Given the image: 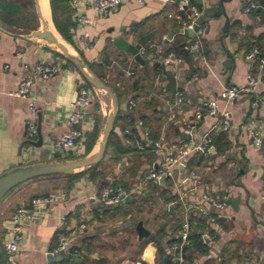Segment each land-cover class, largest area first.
<instances>
[{"label":"crops","instance_id":"obj_1","mask_svg":"<svg viewBox=\"0 0 264 264\" xmlns=\"http://www.w3.org/2000/svg\"><path fill=\"white\" fill-rule=\"evenodd\" d=\"M92 1L78 0L76 8L67 0L56 5L55 17L68 42L57 33L69 49L82 54L93 72L115 91L119 107L111 143L101 164L71 181L70 189L66 187L70 183L65 177L47 176L22 183L6 194L0 201L3 263L47 264L46 254L56 247L59 235L66 229L84 225L72 247L81 251L84 264H103L108 258L109 264H159L156 248L159 239L162 238V245L167 241H172V245L179 243L178 232L185 215L183 204L178 201L181 198L188 206L199 205L205 209L203 214L197 210L190 212V226L192 232L206 233L211 239L207 245L201 244L199 252L192 249L189 238L180 253L181 264H264V156L253 147L247 133V128H252L264 143V106L251 107L252 102L264 93V84L259 83L250 93H242L231 104L219 99L223 89L246 87L249 76L260 80L263 75L264 70L257 68L258 62L248 61L247 56L257 49L258 57L264 58V0H258V9L249 13L245 12L249 0H195L202 11L203 48L199 55L189 57L190 62L180 57L183 63L176 69L163 68L157 62V56L176 55L174 48L190 39L182 33L167 39L177 28L178 0H143L142 5L130 0L105 17L94 13L90 8ZM220 1L224 3L221 5ZM49 9L51 12L50 6ZM221 11L230 19L226 37ZM76 14H84L90 24L78 26ZM169 15L173 18H168ZM6 22L5 13L0 12V28L6 31L0 30V174L15 167L55 159L58 153L53 144L68 130L67 119L77 87L85 82L58 51L28 35L11 31ZM85 33L95 40L87 43ZM150 33L153 35L151 40L140 51L146 60L144 66L135 63L132 55L119 52L113 46L117 38L123 37L132 44ZM221 42L233 57V67L229 70L222 66L226 57L220 52ZM37 63L59 69L47 81H36L31 89V97L36 99L41 114L42 144L38 148L25 144L27 100L11 95ZM168 73L175 78L176 94L181 95L182 102L178 105H175L176 97L165 92ZM98 92L96 89L88 115L80 125L82 138L73 157L86 154L89 137L95 129L97 137L86 156L97 151L104 120ZM207 100L216 101L217 113H205L194 136L180 139L196 110ZM130 102L135 106L130 108ZM225 111L231 115L230 128L226 132H215L221 122V113ZM151 128H156V141H160L163 152L170 155L175 154L176 149H187L210 136L214 147L212 155L190 153L185 159L187 170L198 175L194 188L179 184L183 175L179 169L166 185L144 183L160 159L144 137V132L148 131L151 140ZM110 184L131 192L133 199L142 198L147 203L145 210L133 219L110 214L103 216L97 199L101 189ZM205 194L216 198L227 196L229 202L238 201L235 208L228 202L227 207L218 211L201 203V195ZM39 195H54L56 202L43 215L23 223L21 249L13 258L14 262L9 263L3 251L8 240L9 220L17 207ZM171 203L174 204L169 206ZM158 205L164 206L165 211L157 212ZM138 221L154 235L156 243L138 242L131 227L116 231L125 223ZM162 227L166 235L157 236ZM132 234L138 251L129 254L127 245L121 246L117 238ZM101 235L109 239V257H96L92 247ZM87 249L92 253L89 254ZM166 252L173 264H179L178 253L171 255L169 249ZM65 261L53 264H68Z\"/></svg>","mask_w":264,"mask_h":264},{"label":"built area","instance_id":"obj_2","mask_svg":"<svg viewBox=\"0 0 264 264\" xmlns=\"http://www.w3.org/2000/svg\"><path fill=\"white\" fill-rule=\"evenodd\" d=\"M71 7L76 8L78 0H67ZM130 0H93L90 4V8L99 17H105L109 14L114 13L117 9L129 2ZM138 4L142 5L143 0H135ZM258 0H249L245 12L249 13L258 9ZM177 17L176 25L179 31L190 30V39L187 41L184 50L192 52L193 54L199 55L202 51V36L203 31L201 24H199L202 16L201 8L195 4L192 0H178L177 1ZM168 18L172 19L173 16L169 15ZM75 20L80 27H85L90 24L89 19L84 14H76ZM84 38L87 43H92L95 39H90L87 33L84 34ZM259 52L254 49L248 56L247 60L250 62L257 61V68L260 71L264 70V58L258 57ZM157 62L165 69L167 68H178L183 60L173 53L166 55H158ZM59 72V69L50 64L37 63L32 66L29 70L28 76L19 84L17 89L11 93L12 96L27 100V113L28 118L26 121V138L27 140H34L37 137V101L31 97V89L36 81H47L51 77L55 76ZM259 80L256 77L249 76L246 87L234 88L227 87L222 90L219 94V99L225 103L231 104L234 102L242 93H250L254 91ZM96 89L92 86H88L86 82H81L77 87V94L74 101L71 104V113L68 116L67 124L68 130L58 138L54 144V150L61 155L62 158L68 155H73L77 150L78 141L82 138L80 131V125L84 122L88 115L89 108L92 104L95 96ZM175 105L182 102L181 95L176 94ZM259 105L264 106V93L259 96L258 99L254 100L251 104L253 109ZM134 102H130L129 107H134ZM215 115L217 113V103L215 100H207L202 103V107L196 110L193 119L190 124L184 130V134L192 138L196 132V127L203 118L204 114ZM221 122L215 128V132H226L230 128L231 115L225 111L221 113ZM247 133L251 138L253 147L264 156V143L261 137H259L252 128H247ZM145 139L149 142L152 152L159 156V163L151 169L149 174L145 177L144 183H150L155 186L166 185L168 180L174 179L175 170L179 169L182 172V177L179 184L185 185L189 188H194L197 185L198 175L193 171H188L186 168V157L190 153H196L202 156L212 155L214 147L210 136L204 137L200 142L192 144L187 149H176L175 154H165L164 146L160 141H152L149 138V132H144ZM164 178L165 182L160 183L161 179ZM131 195V192H127L120 187H113L111 184L102 188L99 196L98 203L102 207H114L124 202V198ZM201 203H205L209 207H212L218 211H222L227 207L229 199L227 196L212 197L210 195H201ZM184 207V221L178 232V241L171 246L170 254H179L177 261L179 264L183 263L181 257V250L185 246L191 236L192 230L190 226V212L197 210L199 214L205 213V209L202 206H188L183 203L181 198L178 199ZM56 202L54 195H39L32 197L28 203L17 207L8 224V240L5 242L3 251L7 256L9 263H13V258L19 253L23 240V223L33 220L34 217L43 215L46 209L49 208ZM177 203V201L175 202ZM174 203L169 204L172 206ZM194 208V209H193ZM197 213V214H198ZM85 227L80 225L76 228L66 229L64 233H61L58 237L56 247L50 252L51 254L61 253L62 255L70 256V252L73 247V242L77 239V236L81 230ZM201 243L207 245L211 240L209 235L201 233ZM1 252V251H0Z\"/></svg>","mask_w":264,"mask_h":264},{"label":"water","instance_id":"obj_3","mask_svg":"<svg viewBox=\"0 0 264 264\" xmlns=\"http://www.w3.org/2000/svg\"><path fill=\"white\" fill-rule=\"evenodd\" d=\"M223 3L224 1H220L221 5ZM33 7H34L35 15L38 20L39 27L36 29V31L32 32L28 36L33 39H36V38L42 39L47 43V45L55 44L56 47L60 50L59 53L66 59L68 63L72 65V67H74L80 73L82 78L90 86H92L94 89L105 92L110 97L112 108H111L109 115L106 118L105 125L102 131V138L99 142L98 150L94 155H88V156L79 157L76 159L67 160V159L62 158L61 155L58 153V155L55 156V159L53 161L19 166L9 171H6L4 173H1L0 174V201L13 188L29 180L40 178V177H47V176L72 175L76 173V171L78 170L90 168L94 165H98L99 163H101L104 159L107 142L113 131L114 123H115L117 113H118L119 105H118V102L115 96L114 89L109 87L94 72L90 70L89 66L87 65V63L84 61V59L81 57L79 53L68 52L66 49L63 48V45L60 42L56 41L53 34L49 31L47 22L43 18L39 0H33ZM221 14L225 19L224 37H226L228 34L230 19L225 15L223 11H221ZM199 24H201V21L199 22ZM41 25H43V28L39 30ZM53 28H54V31L57 33L54 26ZM0 30L6 32L2 28H0ZM179 33H181L179 29L175 28V30L168 36L167 39L170 40L174 35L179 34ZM182 34L185 37H188L191 35V31L186 30V31H183ZM152 36H153L152 33L144 35L140 37L139 39H137V41L132 44L129 43L123 37H120L113 41V46L119 52H124L126 54L132 55L135 63L141 66H144L146 65V60L143 59L140 51L142 48L146 47V45L151 40ZM61 40L65 42L62 38ZM221 48L222 50L220 52L221 53L224 52L225 57H226V59L222 62V66L226 70H229L233 67V57L228 50L224 49V45L222 42H221ZM259 82L261 84H264V72ZM176 88H177V85H176L174 76L168 73V83L165 86V92L169 93L171 97L174 98L176 94ZM36 139H37L36 141L26 140L25 144H29L37 148L41 147L42 136H41V114L40 113L37 114V137ZM180 139L185 140V139H191V138L185 134H181ZM164 182H165V179L162 178L160 183L163 184ZM133 198H134V195L132 194L128 195L127 197L124 198V202H128L132 200ZM237 201L238 200H232L231 202H229V205L235 208ZM129 227L134 228V231L137 235L138 242H141L142 240H149L153 243L157 242L154 235L148 229L145 228L142 221H138L135 224L125 223L117 227L116 231L127 229ZM45 259H46L47 264H53V263H59L61 261L67 260L68 256L62 255L61 253H55V254L47 253ZM0 260H1V252H0ZM0 264H1V261H0Z\"/></svg>","mask_w":264,"mask_h":264},{"label":"trees","instance_id":"obj_4","mask_svg":"<svg viewBox=\"0 0 264 264\" xmlns=\"http://www.w3.org/2000/svg\"><path fill=\"white\" fill-rule=\"evenodd\" d=\"M63 1L64 0H49V6L51 8L52 22H53L57 32L62 36V38L65 41L68 42L67 35L64 33V31L62 30V28L59 25V22L56 20V17H55L56 5H59V4L63 3ZM192 1L195 4H197L195 0H192ZM185 45H186V43L179 44L178 46H176L174 48L173 51L179 57H182L187 62H190L191 60H190L189 57L191 55H193V53L189 52V51H185L184 50ZM58 55L60 57H62L66 61V59L62 55H60V54H58ZM80 55L84 59V61L87 63V65L89 66L90 70L93 72L92 67L90 66V64L85 60V58L83 57L82 54H80ZM67 64L72 67V65L70 63L67 62ZM87 85L90 86L88 83H87ZM117 118H118V114H117L116 120H117ZM116 120H115V123H116ZM115 123H114V126H115ZM150 133H151V140L152 141H156L157 138H158L157 133H156V128H154V129L151 128ZM112 135H113V131H112V133H111V135H110V137L108 139L106 150H107V148L109 147V145L111 143L110 139H111ZM96 137H97V130L95 129L93 131V133L89 137V142H88V145H87L86 154L84 156H86L90 152L91 147L93 146V144H94V142L96 140ZM213 141L215 142V140H213ZM216 141H218V140H216ZM84 156H82V157H84ZM76 158H79V157H73L72 155H68L64 159L71 160V159H76ZM100 164L101 163H99L98 165H94V166H92L90 168L85 169L84 171L78 172V173L73 174V175L62 176V177H65L66 179H68V181H69L68 183H70V184L66 185L67 189H70V187L72 185L71 181H73L74 179L78 178L79 176H81L82 174H84L86 172L93 171ZM58 176H60V175H58ZM146 206H147V203L142 198H135V199H132L131 201L125 202L123 204H119V205H117V206H115L113 208L112 207H100V209H101V214L103 216L109 217V214H110L113 217H119V218L130 217V218L133 219L136 214L142 213L145 210ZM164 231H165L164 227L159 229V231L157 233V236H160L161 234H164L163 236H165L166 233ZM190 239H191L192 249L201 252V247H202L201 244L202 243H201L200 233L193 231L191 233ZM161 241H162V238H160L159 241L156 244V248H157V262L159 264H173V262L170 260V256L166 252V249H170L171 245L173 244L172 241H167L165 245H162ZM140 248H142V246ZM185 251H186V249H185ZM87 252L89 254L92 253V251L90 249H87ZM81 255H82L81 251H78L76 249H72L71 252H70V256L68 257L67 261H65V262L68 263V264H84L85 261L81 257ZM0 261H1V264H3L2 252H1V260Z\"/></svg>","mask_w":264,"mask_h":264},{"label":"rangeland","instance_id":"obj_5","mask_svg":"<svg viewBox=\"0 0 264 264\" xmlns=\"http://www.w3.org/2000/svg\"><path fill=\"white\" fill-rule=\"evenodd\" d=\"M0 12L5 13L6 15L7 18V22L5 23L6 26H8V28L11 29V31L17 34H24L27 36L32 32L36 31V29L39 27L38 20L35 15L34 7H33V0H0ZM52 27H53V23H52ZM37 41L41 43V41L39 40ZM98 94H99L98 101H100V106L104 114V120L102 122L104 128L105 121L111 111L112 104L110 97L105 92L99 91ZM44 179H56V178H44ZM40 181H47V180H40ZM157 207L159 208V209L157 208L158 209L157 212L165 211L164 206L162 207L158 205ZM148 226L151 225L149 224ZM117 242L121 246H125L126 244L127 245L126 252L129 254H134L136 251H138L137 250L138 248L134 244L135 236L133 234L130 236L120 235L117 238ZM92 247L97 253L96 257L100 258L101 256H105V255H108L109 257V239L107 237L105 236L99 237V241L95 242ZM87 264H90V262ZM103 264H109V258L108 261L107 260L103 261Z\"/></svg>","mask_w":264,"mask_h":264},{"label":"bare ground","instance_id":"obj_6","mask_svg":"<svg viewBox=\"0 0 264 264\" xmlns=\"http://www.w3.org/2000/svg\"><path fill=\"white\" fill-rule=\"evenodd\" d=\"M39 3H40V8H41V13L43 15V18L45 19V21L47 22L48 24V27H49V31L53 34V36L55 37L56 41L60 42L62 45H63V48L66 49L68 52H72L68 45L63 42L61 40V38L57 35V33L54 31V28L52 27V21H51V14H50V9H49V0H39ZM43 28V25L40 26L39 30H41ZM34 40H39L41 42H43L45 45H47V43L42 40V39H34ZM54 45V46H53ZM49 47L53 48L54 50L56 51H60L55 44H49L48 45ZM102 138V137H101ZM97 150H98V147H97ZM97 152V151H96ZM95 152V153H96ZM94 153V154H95ZM93 154V155H94Z\"/></svg>","mask_w":264,"mask_h":264}]
</instances>
